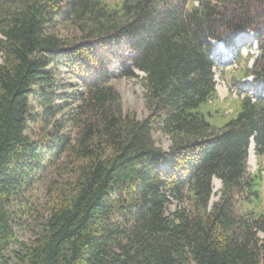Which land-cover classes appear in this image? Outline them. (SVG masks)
I'll list each match as a JSON object with an SVG mask.
<instances>
[{"label":"trees","instance_id":"16d2710c","mask_svg":"<svg viewBox=\"0 0 264 264\" xmlns=\"http://www.w3.org/2000/svg\"><path fill=\"white\" fill-rule=\"evenodd\" d=\"M247 31L259 53L239 84L254 95L214 124L225 59L213 41L234 58ZM0 57V264L12 244L17 264H264V166L249 164L253 142L264 158V0H0ZM116 60L123 77L145 73L141 119L113 84ZM59 66L83 86L74 136L46 129L39 144L28 131L56 125ZM46 156L69 178L24 244L15 206L30 212Z\"/></svg>","mask_w":264,"mask_h":264},{"label":"rangeland","instance_id":"374dc122","mask_svg":"<svg viewBox=\"0 0 264 264\" xmlns=\"http://www.w3.org/2000/svg\"><path fill=\"white\" fill-rule=\"evenodd\" d=\"M109 1L116 4L121 0ZM243 41L246 42L242 43ZM222 43V46H216L214 44L215 52L221 53L222 58L225 59L221 60L219 67L216 68L219 98L214 102V108L219 107L223 114H216L215 118H209L212 123L219 125L224 124L227 120L238 114L241 107L240 99L242 98V94L249 93L254 95L249 86H242L239 82L246 81L247 83H252L253 78L250 75H246V71L251 66L254 57L259 53V49L256 47L257 43L254 41L253 36H244L242 39H239L241 45L236 50L234 58L231 57V52ZM1 60L2 58L0 57V62ZM114 64L111 67V69H114L113 73L115 74L112 81L123 98L125 108L134 112L139 119L143 118L148 114L145 106L143 85L145 73L137 71L138 76L136 77H123L120 75V68L117 67L118 61H115ZM58 69L57 103L59 105V112L53 119L56 125L50 124L48 127H42L32 124L31 129L28 131L29 136L33 140L38 141L39 144L47 141V131L51 134H56L61 131L69 136H74V127L70 120V114L78 104V95L83 91V86L65 68L59 66ZM154 137L160 147L165 151L170 150L171 140L168 136L160 133L159 130H154ZM42 164L43 166L39 172L33 176V188L23 194V198L28 201L30 206V212L27 214L24 212L23 206L20 204L21 201H17L15 206V229L18 233L19 241L24 244H29L35 237V234L41 229L44 219L43 216L47 212V201L50 193L53 190L61 189L69 178L67 171L63 167L65 164L63 157L50 158L46 156L42 159ZM249 164L250 169L255 170L259 165L264 166V158L259 159L254 149L252 155L250 154ZM160 166L163 171L169 170V166L165 161ZM216 179H214V182ZM219 189L220 185L217 186L214 183V194L212 198L214 201L218 198L217 191ZM174 206L175 204L170 205L171 209ZM262 237H264V234H262ZM21 249L22 245L12 244L8 251L11 257V264L18 263L17 251Z\"/></svg>","mask_w":264,"mask_h":264},{"label":"water","instance_id":"95a60500","mask_svg":"<svg viewBox=\"0 0 264 264\" xmlns=\"http://www.w3.org/2000/svg\"><path fill=\"white\" fill-rule=\"evenodd\" d=\"M245 33H251L252 36L255 37V35H256L257 32H244L243 34L240 35L239 39H242V38L245 36ZM247 39L250 40V38H248V37H247ZM219 42H220V41H219ZM255 42H256V40H255ZM213 43H215V41H213ZM221 43H222V42H221ZM256 43H257V42H256ZM222 44H223V43H222ZM256 47L258 48V45H257ZM253 62H254V59H253V61H252V64H253ZM252 64H251V66H252ZM252 145H254V147H255V143H254V142L252 143ZM252 145H251V146H252ZM221 185H222V184H221V181H220V187H221ZM213 202H214V200L212 199V200H211V203H213Z\"/></svg>","mask_w":264,"mask_h":264},{"label":"bare ground","instance_id":"6f19581e","mask_svg":"<svg viewBox=\"0 0 264 264\" xmlns=\"http://www.w3.org/2000/svg\"><path fill=\"white\" fill-rule=\"evenodd\" d=\"M245 36H252V34L251 33H245ZM216 46H222L221 45V42H215L214 43ZM254 150V145H252L251 146V148H250V154L252 155V151ZM217 186H219L220 185V180H218V179H216L215 180V182H214Z\"/></svg>","mask_w":264,"mask_h":264},{"label":"built area","instance_id":"2783aa9c","mask_svg":"<svg viewBox=\"0 0 264 264\" xmlns=\"http://www.w3.org/2000/svg\"><path fill=\"white\" fill-rule=\"evenodd\" d=\"M134 54H135V51L132 50V49H128V50L125 51V55H126V56H132V55H134ZM116 61H118L117 67H119V66H120L119 60H116ZM114 63H115V61H114ZM114 63H113V64H114ZM112 66H113V65H112ZM114 66H115V64H114ZM111 71L114 72V69H111Z\"/></svg>","mask_w":264,"mask_h":264},{"label":"crops","instance_id":"0c3cea01","mask_svg":"<svg viewBox=\"0 0 264 264\" xmlns=\"http://www.w3.org/2000/svg\"><path fill=\"white\" fill-rule=\"evenodd\" d=\"M262 160V159H261ZM263 194H264V191H263Z\"/></svg>","mask_w":264,"mask_h":264}]
</instances>
